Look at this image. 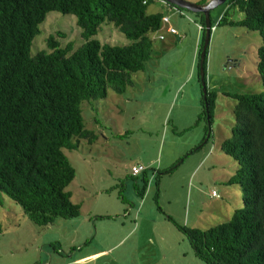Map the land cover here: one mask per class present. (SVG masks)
<instances>
[{"label":"rangeland","instance_id":"1","mask_svg":"<svg viewBox=\"0 0 264 264\" xmlns=\"http://www.w3.org/2000/svg\"><path fill=\"white\" fill-rule=\"evenodd\" d=\"M186 1L208 4L212 0ZM162 4L169 8L163 2H155L149 7V14L171 16V25L178 29L181 38L186 37L189 30L198 31L187 17L173 15ZM226 10L224 5L211 14L216 29L212 31L209 46L207 86L218 98L209 143L205 146L203 142L205 121L190 130L196 122L193 118H198L203 111L198 54L189 44L180 51L168 50L164 46L170 44L169 38L165 42L154 40V63L145 72L133 75V86L124 95L110 91L107 100L99 101L100 107L96 106L98 103L94 105L95 112L87 105L84 107L86 127L97 134V142L91 148L83 144L77 152L64 151L78 174L67 190L72 193L73 202L83 206L84 215L77 220H59L54 225L39 227L7 195L0 194V264H204L168 217L188 226L186 218L190 214L189 227L206 230L231 220L237 210L244 208L242 191L236 186H226L235 175L237 164L225 155L226 164H230L225 165L227 176L221 181L215 179L218 173H210L212 183H218L217 186L210 184L209 173H206L196 196L185 189L196 186L191 179L194 177L191 169L197 158L208 151L222 156L223 143L232 137L237 101L226 95L263 92L257 69V52L263 45L261 36L243 28L217 27L218 19ZM229 14L234 20L244 18L235 9ZM165 27L162 35L168 37L169 25ZM40 29L41 35L33 43L34 55L48 50L46 42L51 36H55L63 48L73 43L77 49L84 43L77 19L71 15L50 13ZM59 33L66 37L59 38ZM95 39L103 45L130 44L109 23L102 26ZM134 161L150 169L149 185L154 193H150L145 202L134 191L135 180L129 177L131 167L127 164ZM152 161L155 162L149 166ZM177 164L179 168L174 174L178 179L163 173ZM158 173L162 180L159 189L156 187ZM187 178H190L188 182ZM196 180L201 183L200 177ZM114 181L113 186H116L107 194L96 196L101 187L110 186ZM213 190L221 199L209 198ZM121 192L128 204H123L119 198ZM130 204L134 205L133 209ZM126 209L134 216L126 218ZM139 214L143 220L162 224L152 238L143 221L141 230H136ZM180 214L185 221H180ZM98 215L120 216L119 223L98 225L95 223ZM96 226L98 233L94 239Z\"/></svg>","mask_w":264,"mask_h":264},{"label":"trees","instance_id":"2","mask_svg":"<svg viewBox=\"0 0 264 264\" xmlns=\"http://www.w3.org/2000/svg\"><path fill=\"white\" fill-rule=\"evenodd\" d=\"M155 2L163 1L0 0V194L7 195L35 225L47 227L83 215L82 206L73 202V195L67 190L78 174L64 151L77 152L83 144L92 147L97 142V134L86 127L84 107L95 112L94 105L107 100L110 91L124 95L133 86V75L145 72L156 59L154 40L165 41L159 39V33L164 30L166 18L170 35L186 38L178 36L171 16L149 14V7ZM167 5L173 15L187 17L196 26L200 63L207 31L205 16ZM225 6L227 10L218 19L217 27L258 32L263 43L257 52L263 92L226 95L237 101L236 125L221 151L237 164L227 186L242 191L244 208L237 210L231 220L206 230L168 219L204 264H264V0H228ZM232 9L244 18L232 19ZM50 13L76 17L83 45L75 49L69 43L63 48L51 36L46 42L48 50L34 55V40L41 35L40 27ZM210 20L213 31L216 27L212 15ZM108 23L130 44L103 45L95 39ZM58 36L66 37L61 33ZM208 59L209 50L204 64L206 82ZM198 79L201 82L200 72ZM202 97L203 111L190 130L205 121L206 146L212 137L210 127L218 97L209 89L206 101L204 93ZM176 166L179 164L163 173L172 175ZM148 174L149 169L141 178L142 189L134 185L141 199L149 184ZM160 175L156 178L158 189ZM130 178L136 183L140 177ZM213 192L217 191L210 192V199H221L213 197ZM159 195L158 191L157 198ZM119 198L128 204L123 192Z\"/></svg>","mask_w":264,"mask_h":264},{"label":"crops","instance_id":"3","mask_svg":"<svg viewBox=\"0 0 264 264\" xmlns=\"http://www.w3.org/2000/svg\"><path fill=\"white\" fill-rule=\"evenodd\" d=\"M198 4H200V3H198ZM203 4V3H202ZM206 4V3H205ZM163 6H165L164 4H162ZM166 7V6H165ZM167 9H168V7H166ZM167 24V21H166V23H165V25ZM178 30V29H177ZM160 33H163V32H160ZM160 33H159V36H160ZM186 34V38H185V40H180V38H178V37H175V36H172V35H170V36H168L167 37V35L165 36L164 34V39H165V41L167 40V38H169V40H170V44H172L173 45V47L170 45V44H168L169 45V47H168V45H166V46H164V49H168V50H172V48L173 49H176V50H178V51H180L181 50V48L186 44L187 46H188V44L190 45V47H193L194 48V50H195V54L197 55L198 54V41H197V37L199 38V34H198V32H195V30H189V32H187V33H185ZM163 35H161V36H163ZM179 37H181V36H179ZM164 41V42H165ZM190 41V42H189ZM169 52V51H168ZM167 52V53H168ZM166 53V54H167ZM196 120V122H197V118H193V120ZM196 122H195V124H196ZM95 123H98V122H95ZM194 124V125H195ZM184 126V125H183ZM186 126V125H185ZM198 127H200V126H198ZM205 132V131H204ZM89 148H91V147H89ZM214 154H215V152H213ZM211 154V152L210 151H208V152H206L205 153V155L203 156V157H198L197 158V160L195 161V164H194V168L193 169H191V172H192V176H194L193 178H191V179H194V181H193V183L196 185L193 189H192V186L190 185L189 187L187 186V189H185L187 192H190V195H194V196H196L197 195V193H198V191L200 190V186H202L203 185V183H202V179H203V177H204V175L206 174V173H209V177H210V184H213L214 186H217V184L218 183H216L217 181H215V183L216 184H214V183H212V180H211V176H210V173H218V175H216V177H215V179H221V181L223 180V178L224 177H226L227 176V173H226V171H227V168L225 167V165H227V166H229L230 164H226V163H228L226 160H224V158H223V153H222V156L219 154H216L215 156H214V154ZM211 154V155H210ZM191 155H192V153H191ZM191 155H189V156H191ZM214 156V157H213ZM215 158H217V159H215ZM215 159V160H214ZM221 159V160H220ZM153 162H155V161H152L151 163H150V165L149 166H151L152 164H153ZM127 165H129L131 168L133 167V166H136V165H143L142 163H140V161H134V162H131L130 164H127ZM208 165V166H207ZM126 166V165H125ZM143 166H145V165H143ZM173 166H175V165H173ZM173 166H171L169 169H171ZM129 167V168H130ZM128 168V167H127ZM148 169H149V167H147ZM179 168V166L176 168V170ZM208 168V169H207ZM169 169H167V170H169ZM131 170V169H130ZM150 170V169H149ZM166 170V171H167ZM175 170V171H176ZM207 170H210V171H208L207 172ZM165 172V171H164ZM153 173H155V172H153ZM178 173V172H177ZM131 175V174H130ZM177 174H172V175H170V177H174V179L176 180V179H178L177 178V176H176ZM132 176V175H131ZM131 176H129V177H131ZM141 176H143V174L141 175ZM140 176V177H141ZM148 177H149V174H148ZM196 177H200V184H198L197 183V180H196ZM137 178H139V176L137 177ZM190 179V178H189ZM188 178L186 179V181L188 182V180H189ZM154 180H155V177H154ZM162 181V180H161ZM161 181H160V184H161ZM195 181H196V183H195ZM177 182H179V180L177 181ZM176 182V183H177ZM187 182H186V185H187ZM204 182V181H203ZM205 183V182H204ZM115 184V181L113 182V183H110L109 185L110 186H104V187H101V189H99L97 192L98 193H96V196L98 197V194H99V196H103V195H105V193L107 192V191H109V190H111V188H114L115 186H113ZM139 188H141V185H142V181L141 182H136L135 183ZM134 184V185H135ZM141 184V185H140ZM149 184H150V180H149ZM148 184V187H147V191H146V194H145V197L142 199V201L143 202H145L146 200L145 199H149L150 197V193H152V185L150 186ZM206 184V183H205ZM227 186V185H226ZM157 187V186H156ZM136 188V187H135ZM135 188H134V191H135ZM179 189H182L181 188V186L179 187ZM128 190V186H126V191ZM160 191H161V188H160ZM136 192V191H135ZM153 193H154V191H153ZM152 193V194H153ZM107 194V193H106ZM109 194V193H108ZM160 195H161V193H160ZM159 195V196H160ZM159 198V197H158ZM76 205H79V204H76ZM80 206H82V205H80ZM133 207L131 208V209H133L134 208V205H132ZM127 210V209H126ZM126 210H124L125 212H124V214H125V217L127 218V217H131V216H134V214H133V212L131 211V210H129L128 211V213H126ZM82 214L84 215V212H83V206H82ZM104 214H109V213H104ZM141 214H139L138 215V217L136 218L137 220H139V224H137L136 225V230L137 229H139L140 228V230H141V226H142V221L145 223V225L147 226V228L150 230V232L152 233V235H151V238L153 237V233H155L156 231H157V229H158V227H160V225H162V224H159V225H157V224H154L153 222H151V221H149V219L148 220H143V216H140ZM103 216H109V217H111L110 215H98V217H103ZM139 216H140V218H139ZM119 217L120 216H117L116 218V220H113V221H104V220H95V223L97 222L98 223V225H99V223H114V224H117V223H119ZM149 217H150V215H149ZM180 221L181 222H183V221H185V217H184V215L183 214H180ZM80 219V218H79ZM87 222H89V220L87 221ZM90 222H92V220L90 221ZM186 223L188 224V226H190V214L188 215V218H186ZM123 226H125V223H123L122 224ZM114 229H116V228H114ZM95 236H93L92 238H96V234L98 233V226H96L95 227ZM122 237H121V242H122ZM116 247V246H115Z\"/></svg>","mask_w":264,"mask_h":264},{"label":"water","instance_id":"4","mask_svg":"<svg viewBox=\"0 0 264 264\" xmlns=\"http://www.w3.org/2000/svg\"><path fill=\"white\" fill-rule=\"evenodd\" d=\"M170 5H174L177 8L186 10L190 13L193 14H203L206 18V39H205V44L203 47V51L201 53L200 56V63H199V72H200V80H201V85L203 88V93H204V98L205 101L207 99V94H208V86H207V82L205 79V70H204V64H205V59H206V55L207 52L209 50V46L211 43V20H210V16L211 13L213 11H215L216 9L222 7L223 5H225L228 0H212L210 3L208 4H193L190 3L186 0H162ZM210 137V133L208 134V138Z\"/></svg>","mask_w":264,"mask_h":264},{"label":"built area","instance_id":"5","mask_svg":"<svg viewBox=\"0 0 264 264\" xmlns=\"http://www.w3.org/2000/svg\"><path fill=\"white\" fill-rule=\"evenodd\" d=\"M201 29V27H199ZM173 34H176V31L175 30H172L171 31ZM159 39L160 40H164V37L163 36H159ZM148 170L147 166H143V165H136V166H133L131 168V174L134 176V177H138V176H141L143 173H145L146 171ZM212 196L215 197V198H220L216 192H213L212 193Z\"/></svg>","mask_w":264,"mask_h":264},{"label":"bare ground","instance_id":"6","mask_svg":"<svg viewBox=\"0 0 264 264\" xmlns=\"http://www.w3.org/2000/svg\"><path fill=\"white\" fill-rule=\"evenodd\" d=\"M162 1V0H161ZM164 2V1H163ZM166 3V2H165ZM168 4V3H167ZM170 5V4H169ZM132 175V174H131ZM132 177H134L133 175H132ZM134 178H137V177H134Z\"/></svg>","mask_w":264,"mask_h":264},{"label":"clouds","instance_id":"7","mask_svg":"<svg viewBox=\"0 0 264 264\" xmlns=\"http://www.w3.org/2000/svg\"><path fill=\"white\" fill-rule=\"evenodd\" d=\"M147 172V171H146ZM144 174V173H143ZM217 193V192H216ZM217 195L220 197V195L217 193Z\"/></svg>","mask_w":264,"mask_h":264}]
</instances>
